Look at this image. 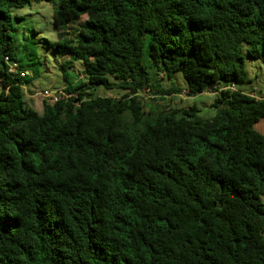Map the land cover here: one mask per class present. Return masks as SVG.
I'll use <instances>...</instances> for the list:
<instances>
[{
  "label": "clouds",
  "instance_id": "clouds-1",
  "mask_svg": "<svg viewBox=\"0 0 264 264\" xmlns=\"http://www.w3.org/2000/svg\"><path fill=\"white\" fill-rule=\"evenodd\" d=\"M102 8L112 13L111 20L101 19L94 26L96 30L87 35L99 43L102 32L116 33L107 46L126 57L108 68L123 72L131 67L153 87H157V73L165 78L171 76L167 86L179 85L183 91L189 85V90L196 93L194 100L211 94L220 118L208 122L207 127L204 123L186 129L181 126L178 135L175 129L169 131L161 126L155 135L157 140L163 135L166 142H153V150L144 149L146 154L138 151L130 166L145 173L149 165L179 172V182L193 198L208 192L212 193L210 199L217 200L239 194L240 199L231 201L232 209H239V219L229 217L220 227L219 240L213 233L212 243L217 250L231 253L222 258H234L236 264H264V0H87L80 20L75 19L71 0H0V71L8 65L9 76L15 79L16 73L21 79L16 92L0 84V152L10 151L16 157L6 170L0 167V264H9L10 259L16 264L15 258L24 255L21 245L29 251V245L39 249L36 236L41 235L42 228L52 231L55 240L52 243L45 239V253L58 259L51 249L63 248L70 258L61 264H80L79 257L88 255L89 237L92 242L110 243L116 248L123 245L134 250L137 258L144 255L142 246L134 242L138 226L134 225L130 238L123 242L103 240L105 235L116 236L106 221L115 223V214L120 210L116 200L119 186L109 179L120 169L107 158L106 163L89 162L84 168L74 164L69 168L52 167L55 141L59 137L63 142V132L54 114L36 112L23 86L24 80H31L33 85L51 91L54 73L46 69H52L53 64L64 67L70 88L84 83V77L69 76L68 69L96 60L91 55L95 49L81 45L80 33L84 31V18L96 15ZM64 37L73 39L74 48L58 46ZM160 53L168 61L166 70L159 63ZM190 55L191 60L181 62ZM12 57L24 58L27 75L18 71L19 65L9 64ZM137 83L149 86L139 78ZM87 90L88 87L81 89ZM3 97L9 98L6 103ZM225 126L227 135L222 131ZM135 127L142 134L146 125ZM117 130L113 127L111 133H102L112 136V143L98 145V149L123 156L128 141L124 136H115ZM212 135L219 136L218 147L207 141L198 145L193 140L194 136ZM13 140L20 144L22 152L17 151ZM202 147L205 151H200ZM96 171L100 173L99 180L93 179ZM17 180L24 183L15 186ZM221 185L225 188L223 196ZM94 188L100 189L98 199L91 198ZM69 191L72 197L67 195ZM61 192L65 193L62 199ZM135 192L133 187L130 194ZM10 197L14 199L9 201ZM90 207L96 209L92 217ZM90 228L96 231L90 232ZM241 235L249 237L247 247H233V239ZM165 239L151 242L153 246L159 244L162 253L153 258L154 264H165ZM192 250L199 251L195 245ZM168 257H175L174 264H192V260L176 252L168 253Z\"/></svg>",
  "mask_w": 264,
  "mask_h": 264
},
{
  "label": "trees",
  "instance_id": "trees-1",
  "mask_svg": "<svg viewBox=\"0 0 264 264\" xmlns=\"http://www.w3.org/2000/svg\"><path fill=\"white\" fill-rule=\"evenodd\" d=\"M199 3V0H196ZM75 12V19L80 20L81 15L87 6V0H71ZM78 5V6H77ZM63 5L61 10H63ZM115 8V5H113ZM3 11V9H0ZM112 13L104 8L99 10L92 17H85L82 26L84 31L80 33V43L84 47L94 48L91 53L96 57L95 61H90L85 65H81V70L75 76L71 75L72 70L76 65L68 69L69 76L74 79L84 77V83H77L69 87V81L64 76V67H59L65 80L63 88L64 95L56 102L47 100L43 103V115L45 112H51L56 116V121L64 135L63 142L57 137L55 148L52 156V167L54 168H69L73 164L84 168L89 162L99 164L101 161L107 162V159L112 160V166L120 169L119 173L113 172L109 179H114L118 187V195L116 200L119 202V211L115 214V223L106 221L115 230L116 236L105 235L103 240L110 241L118 239L124 241L130 238L129 233L136 229L135 243H139L144 253L142 259L137 258V254L132 249H125L123 245L119 248L114 247L110 243L92 242L89 237L90 246L87 256H80V264H108L111 258V264H154V257L162 255L161 246L156 244L153 246V241H159L165 237L163 255L166 257L165 264H174L175 257H168V253L176 252L185 257L186 260H192V264H236L234 258L229 260L222 257H230L231 253L225 254L222 250H217L213 240V233H216V240L220 239V227L227 223L229 217L233 220L239 219V209H232L231 201L240 199L239 194H233L228 199H210L211 192L201 194L197 198H193L179 182V172L168 170L163 166L149 165L146 173L139 171L136 167L130 166V160L137 154L138 151L146 154L144 149L153 150V142L160 144L166 142L162 135L160 140H157L155 133L163 127V129L171 131L176 130L179 134L181 126L186 129L190 125L204 123L207 127L208 122H216L220 119L217 114L212 118H204L200 115V108L196 104L186 105L160 111L153 114L145 111L144 102L140 92L150 90L153 94L165 100V97L172 94H180L179 85L175 88L160 87L164 85L163 81H171L172 77L165 78L157 73V87H153L144 79L140 72H133V68L129 67L126 71L121 72L119 68H108L114 62L122 63L126 57L122 56L121 52L113 51L107 45L110 44L116 37V33L112 31H104L101 33V40L98 43L95 37L87 35V33L95 31V25H98L101 19L106 22L110 21ZM11 40V36L8 37ZM127 40V37H125ZM107 42V43H105ZM58 46L74 48L73 39L64 37L58 41ZM127 47H131L128 43ZM155 47H163L162 44H156ZM193 56L183 57L181 62L191 60ZM23 57H12L15 65H19L18 71L27 75L25 72V64L22 63ZM2 63V62H0ZM159 63L165 67L168 63L163 53L159 55ZM8 65H4V71H0V84L3 88L16 92L17 87L21 85V79L16 73L9 76L7 71ZM34 67V66H33ZM103 72V75L101 74ZM116 73L113 75V73ZM143 72V69H141ZM87 73V76H85ZM132 73V75H129ZM105 76L112 77L106 79ZM137 78L143 81L144 84H149L148 87H143L137 83ZM9 82L12 87H9ZM248 83H252L248 81ZM31 84V80H24L23 86ZM88 87L86 92L81 89ZM100 88L106 90H119L124 92L121 96L116 95H100L97 91ZM188 95H196L189 90V85L186 84ZM184 91V89H183ZM119 92V93H120ZM19 98V97H17ZM6 103L8 97H3ZM212 107H216L212 103ZM54 110V111H53ZM38 112V111H36ZM39 113V112H38ZM7 115V112L4 113ZM35 115V113H33ZM264 117L261 118V121ZM261 121H255L257 124ZM135 124L141 126L146 125L142 134ZM118 130L115 136H124L128 141V147L125 148L123 156L119 152L113 154L108 153L103 148L98 149V145H107L112 143V136L103 135L105 131L111 133L112 128ZM67 129V131H64ZM213 131H216L214 129ZM222 131L227 135V127ZM147 136V141L145 140ZM218 135L208 137L194 136L193 140L198 145H204L207 141L208 145L218 147L216 141ZM31 143V141H29ZM18 152H22L20 144L13 140ZM200 151H205V148H200ZM14 157L10 151L0 152V167L5 170L11 166ZM102 166V165H101ZM21 167H24V162L21 160ZM27 171V169H25ZM190 172V170H189ZM251 175V173L249 174ZM93 179L99 180L100 173L93 172ZM234 182V181H233ZM23 180H17L15 186L23 184ZM135 187V194H130L131 189ZM11 190V188H9ZM221 194L225 193L223 185L220 186ZM99 188H94L91 191V198L98 199ZM65 193H60V198L64 197ZM67 195L72 197V192H67ZM111 195V194H109ZM14 199L10 197L9 201ZM74 201V197H73ZM243 203V201H241ZM95 207L89 208V216L92 217L95 212ZM81 209H77V217H79ZM228 216H225V213ZM7 217V213H5ZM2 219V218H0ZM100 223V221H94ZM59 226V225H57ZM90 232H95V228H90ZM206 237V238H205ZM36 239L40 242L39 249L29 245L25 249L21 245L23 257L15 258L16 264H61V261L70 259L65 256L64 249L52 248L51 251L58 259H53L44 251V241L48 239L55 243L54 233L49 229H41V235H37ZM249 243V237L241 235L239 238H234L232 241L233 247L246 248ZM195 245L199 251H193ZM183 248V252H181ZM195 258V259H193ZM9 264H14L13 260H9Z\"/></svg>",
  "mask_w": 264,
  "mask_h": 264
},
{
  "label": "rangeland",
  "instance_id": "rangeland-1",
  "mask_svg": "<svg viewBox=\"0 0 264 264\" xmlns=\"http://www.w3.org/2000/svg\"><path fill=\"white\" fill-rule=\"evenodd\" d=\"M80 70H81V65H76L72 70H70L71 75L75 76L77 72ZM46 71H51L54 73L51 90L53 91L62 90L63 91V88L65 87V80L63 79V74L60 68L56 64H53L52 69H46ZM249 71H251V69H249ZM163 83L165 87H168L167 81H163ZM24 88L26 90V95L29 97V99L32 102V106L36 109V111L42 113L43 103L45 100H47L43 95L45 89L39 85H33L32 81L30 85H27ZM119 92H120L119 90H106L104 88H100L97 91V94L116 95L118 97L124 94V92H120V93ZM140 94L144 102L145 111L147 113H151L150 111H152V113L155 114L160 111H166L169 109H173L174 107L179 108V107L186 106L189 104L190 105L199 104L200 107L198 108H200L201 110L200 115L202 117L212 118L216 114L215 107H212L213 100L211 98V94H206L207 95L206 99H197V100L192 99V97L194 96L188 95L186 88H184V91H182V93L180 94L174 93L172 95L166 96L165 100L161 99L158 96L155 97L153 92H150V90H143L140 92Z\"/></svg>",
  "mask_w": 264,
  "mask_h": 264
},
{
  "label": "built area",
  "instance_id": "built-area-1",
  "mask_svg": "<svg viewBox=\"0 0 264 264\" xmlns=\"http://www.w3.org/2000/svg\"><path fill=\"white\" fill-rule=\"evenodd\" d=\"M43 95L47 99V101L53 103V102H56L61 96H63L64 93L61 90L59 91L51 90L49 92L44 91Z\"/></svg>",
  "mask_w": 264,
  "mask_h": 264
},
{
  "label": "water",
  "instance_id": "water-1",
  "mask_svg": "<svg viewBox=\"0 0 264 264\" xmlns=\"http://www.w3.org/2000/svg\"><path fill=\"white\" fill-rule=\"evenodd\" d=\"M9 64H14V60L9 61ZM194 96V95H192Z\"/></svg>",
  "mask_w": 264,
  "mask_h": 264
},
{
  "label": "crops",
  "instance_id": "crops-1",
  "mask_svg": "<svg viewBox=\"0 0 264 264\" xmlns=\"http://www.w3.org/2000/svg\"><path fill=\"white\" fill-rule=\"evenodd\" d=\"M39 113H41V112H39ZM264 121V120H263ZM259 124H261V122H259ZM262 127H264V124H262Z\"/></svg>",
  "mask_w": 264,
  "mask_h": 264
}]
</instances>
